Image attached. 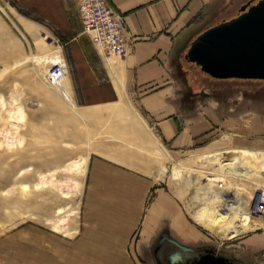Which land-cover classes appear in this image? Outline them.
<instances>
[{"label": "crops", "instance_id": "crops-1", "mask_svg": "<svg viewBox=\"0 0 264 264\" xmlns=\"http://www.w3.org/2000/svg\"><path fill=\"white\" fill-rule=\"evenodd\" d=\"M247 1L109 0L123 16L132 40L127 55L115 58L101 54L82 32L76 0L25 3L57 30V40H62L69 57L75 93L90 105L119 101L120 92L131 101L130 123L123 129L132 146L154 150L161 144L173 153L233 147L264 152V80L208 76L210 83L197 89L184 69L190 41L205 28L237 15ZM107 159H89L82 232L74 253L65 254L59 264H152L151 249L160 226L184 244H209L264 264V223L219 245L202 241L201 233L185 219L187 226L173 221L175 231L168 213L160 214L158 201L160 192L167 195L164 191L156 188L154 202L145 214L142 210L146 190L158 179L157 167L148 162L149 171L139 172Z\"/></svg>", "mask_w": 264, "mask_h": 264}, {"label": "rangeland", "instance_id": "rangeland-1", "mask_svg": "<svg viewBox=\"0 0 264 264\" xmlns=\"http://www.w3.org/2000/svg\"><path fill=\"white\" fill-rule=\"evenodd\" d=\"M26 25L36 32L35 37ZM58 37L52 23L25 0H0V264H59L65 254L74 253L73 245L82 232L87 166L94 155L139 172H148L149 164L157 167L155 173L166 167L164 175L146 190L142 210L145 214L154 202L156 188L164 191L178 210L160 192V214L168 213L175 231L173 221L183 225L185 219L201 233L202 241L219 245L264 223V217L250 210L255 190L264 187V175L250 179L231 169L222 171L225 165L217 162L234 149L263 151L233 147L173 153L161 144L154 150L132 146L123 129L130 123L132 104L123 98L119 82V101L86 103L70 83L69 57ZM50 55H60L69 67L63 90L45 77L54 63H38ZM184 69L197 89L210 83V76L194 63L186 62ZM116 76L121 79L119 72ZM74 161L82 163L81 171L64 168ZM209 182L213 191L207 189ZM223 197H239V211L220 204ZM213 209L218 210L216 229L211 221L197 218L213 214ZM228 212L238 217L239 231L227 224L218 231L223 225L220 217ZM63 218L66 231L53 229ZM164 229L160 226V232Z\"/></svg>", "mask_w": 264, "mask_h": 264}, {"label": "water", "instance_id": "water-1", "mask_svg": "<svg viewBox=\"0 0 264 264\" xmlns=\"http://www.w3.org/2000/svg\"><path fill=\"white\" fill-rule=\"evenodd\" d=\"M184 57L213 78L264 80V0H248L237 15L202 30ZM209 247V254L189 264H234Z\"/></svg>", "mask_w": 264, "mask_h": 264}, {"label": "built area", "instance_id": "built-area-1", "mask_svg": "<svg viewBox=\"0 0 264 264\" xmlns=\"http://www.w3.org/2000/svg\"><path fill=\"white\" fill-rule=\"evenodd\" d=\"M82 32L91 44L104 56L124 57L132 40L128 35L123 16L109 3V0H76ZM68 65L52 64L47 70V79L55 84L69 69ZM251 213L264 217V187L254 192Z\"/></svg>", "mask_w": 264, "mask_h": 264}, {"label": "bare ground", "instance_id": "bare-ground-1", "mask_svg": "<svg viewBox=\"0 0 264 264\" xmlns=\"http://www.w3.org/2000/svg\"><path fill=\"white\" fill-rule=\"evenodd\" d=\"M25 28L29 32L30 36H32V37L36 36V32L33 31V29L30 26L26 25ZM48 62L54 63V64L55 63H59V64H62V65H67V63L63 60V58L60 55L45 56V57L42 58V60L40 59L38 63L43 65L44 63H48ZM68 72L65 75H63L62 78H60L54 84V86L56 85L57 87L60 88V90H63L64 89V83H65V77L67 76ZM45 77L46 78L48 77L47 76V72L45 74ZM63 95H66V93L64 92ZM217 157H219V154H217ZM217 162L219 164L225 165L226 169L224 168V169H222V171H226L227 169H231V170H233L231 172L240 173L241 175H244L245 177L250 178V179L252 177H254V176H263L264 175V152H261V153L257 154V153H253L251 151H239V150L234 149L233 151H231V153L230 152L229 153H225L221 157V159L219 158V160H217ZM81 164L82 163L80 161H74V162L66 165L64 168L67 169V170H70V171L71 170L72 171L73 170L81 171V169H80ZM166 170H167V168L162 166L159 170L156 171V175L155 176L159 179V177H162V175H164V172ZM244 176H242V177H244ZM208 184H209V186H207V189L209 191H213L214 189L212 187V183L209 182ZM225 195H227V194H225ZM232 200H234V201H232ZM239 202H240V198L239 197H238V199L231 198V197H223L220 204L223 205L225 203H228L230 205L231 209L232 210L234 209L235 213H236V211H239V208H240ZM235 203H237V204H235ZM213 210H214V211H212V212H214L213 214H210V215L208 214L207 217L197 216V218H198L199 221H201L203 223H205V221H207V222L211 221V224H212L211 226H213V228L216 229L217 226H216V223L214 222V219L216 218L215 214H216V212L218 210L217 209H213ZM235 213L228 212V213H226L225 216L220 217L221 221H223V225L221 226V229L218 230V231H222V227H225L224 225H226V224H227V226H229V228L231 226L232 229L234 228V226H236L234 228V230H233L234 232L239 231L240 223L238 224L236 222L238 217L236 218V214ZM203 218H204V220H203ZM217 222H218V220H217ZM218 226H220V225H218ZM53 229H55L57 231H61V232L66 231V230H64L65 229L64 218L61 219V220H57L55 222V225L53 226ZM228 231H231V229L229 230L227 228L226 232H228ZM230 233H232V231L229 232V234Z\"/></svg>", "mask_w": 264, "mask_h": 264}, {"label": "flooded vegetation", "instance_id": "flooded-vegetation-1", "mask_svg": "<svg viewBox=\"0 0 264 264\" xmlns=\"http://www.w3.org/2000/svg\"><path fill=\"white\" fill-rule=\"evenodd\" d=\"M172 236L166 229L160 232V236L154 242L151 249L152 264H189L195 262L203 255L209 254L206 248H210L209 244H183L182 246L173 242ZM217 254L225 256L234 264H260L254 258L238 257L226 250H219Z\"/></svg>", "mask_w": 264, "mask_h": 264}]
</instances>
